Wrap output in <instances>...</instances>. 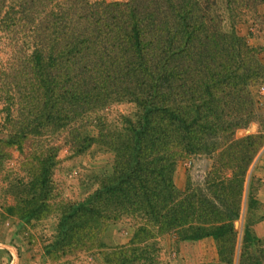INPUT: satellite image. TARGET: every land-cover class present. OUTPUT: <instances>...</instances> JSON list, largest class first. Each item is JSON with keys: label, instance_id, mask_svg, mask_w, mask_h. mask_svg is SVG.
Masks as SVG:
<instances>
[{"label": "trees", "instance_id": "obj_1", "mask_svg": "<svg viewBox=\"0 0 264 264\" xmlns=\"http://www.w3.org/2000/svg\"><path fill=\"white\" fill-rule=\"evenodd\" d=\"M260 5L264 0H0L4 40L24 49L21 73L0 79L6 147L18 143L41 175L65 146L77 156L102 146L123 160L92 194L96 206H84L87 230L104 228L110 215L101 206L119 200L145 217L110 264H153L149 246L165 234L178 242L211 237L219 246L227 240L233 250L244 181L264 146V126L236 138L259 120L251 91L264 85V65L236 26ZM122 102L136 114L122 117L118 135L102 111ZM195 158L213 163L204 188L179 191L177 168ZM88 233L84 252L106 248L100 233ZM238 264H264V247L253 258L243 250Z\"/></svg>", "mask_w": 264, "mask_h": 264}, {"label": "rangeland", "instance_id": "obj_2", "mask_svg": "<svg viewBox=\"0 0 264 264\" xmlns=\"http://www.w3.org/2000/svg\"><path fill=\"white\" fill-rule=\"evenodd\" d=\"M90 1L123 3L127 0ZM255 9L246 10L247 23L237 24L236 30L247 42L254 60L264 65V37L260 33H264V5ZM224 26L229 29V23ZM20 46V41L15 46L4 40V32L0 31V79L8 73H21L20 68L16 69L23 61L24 49ZM251 92L259 109V120L239 130L236 138L256 134L264 126V85L252 88ZM4 106L0 96V123ZM135 114L136 107L128 102L109 105L102 111L104 119L112 125L110 129L118 135L123 133L120 129L122 117L134 119ZM6 140V132L0 130V264H110L114 249L131 240L140 219L145 217L134 215L136 212L119 200L121 206H101L110 215L104 228L87 230L84 228V206H96L92 194L119 170L123 160L119 163L116 154L102 146L91 147L78 156L65 146L58 153V164L47 161L45 174L41 175L40 166L38 170H30L35 159L28 160L26 154L22 155L18 143L13 148L6 147ZM212 164L207 158L186 159L174 175L176 188L182 192L196 187L203 189L201 183L207 175L204 172L209 171ZM42 177L45 182L40 186L38 182ZM223 195L226 194L220 197ZM8 206L15 207L11 214L6 212ZM119 207L124 209L123 215L115 219ZM64 212L73 213V217L63 221ZM232 224L236 233L233 250L227 240L219 246L211 237L178 242L172 235L165 234L151 243L148 254L154 256L153 264H238L243 250L252 258L258 257L264 247V146L247 172L238 217ZM88 232L100 233L99 241L106 248L84 252ZM246 233L250 238L247 244L243 242ZM221 258L226 262L220 261ZM229 259L231 263H227Z\"/></svg>", "mask_w": 264, "mask_h": 264}]
</instances>
